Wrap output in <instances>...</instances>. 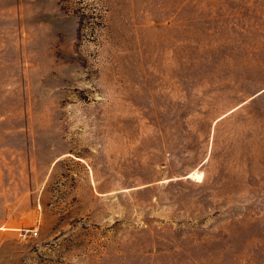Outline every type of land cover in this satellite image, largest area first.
Listing matches in <instances>:
<instances>
[{
  "label": "rangeland",
  "instance_id": "374dc122",
  "mask_svg": "<svg viewBox=\"0 0 264 264\" xmlns=\"http://www.w3.org/2000/svg\"><path fill=\"white\" fill-rule=\"evenodd\" d=\"M0 264H264V0H0Z\"/></svg>",
  "mask_w": 264,
  "mask_h": 264
},
{
  "label": "built area",
  "instance_id": "2783aa9c",
  "mask_svg": "<svg viewBox=\"0 0 264 264\" xmlns=\"http://www.w3.org/2000/svg\"><path fill=\"white\" fill-rule=\"evenodd\" d=\"M32 235L34 236L35 234L32 232Z\"/></svg>",
  "mask_w": 264,
  "mask_h": 264
}]
</instances>
